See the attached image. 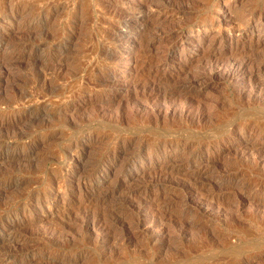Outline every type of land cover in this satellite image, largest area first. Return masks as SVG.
Instances as JSON below:
<instances>
[{
    "label": "rangeland",
    "instance_id": "rangeland-1",
    "mask_svg": "<svg viewBox=\"0 0 264 264\" xmlns=\"http://www.w3.org/2000/svg\"><path fill=\"white\" fill-rule=\"evenodd\" d=\"M262 67L264 0H0V264H264Z\"/></svg>",
    "mask_w": 264,
    "mask_h": 264
},
{
    "label": "bare ground",
    "instance_id": "bare-ground-1",
    "mask_svg": "<svg viewBox=\"0 0 264 264\" xmlns=\"http://www.w3.org/2000/svg\"><path fill=\"white\" fill-rule=\"evenodd\" d=\"M45 9V8H44ZM43 12H44V10H43ZM42 14V13H41ZM44 14V13H43ZM34 29H40V27L38 26L37 28H34ZM42 30V29H41ZM40 30V31H41ZM38 32V31H37ZM41 40V39H40ZM39 40V41H40ZM44 42V41H43ZM41 43V42H40ZM234 57V56H233ZM241 58V57H240ZM213 60H211V62H212ZM233 61V60H232ZM234 61H236V57L234 58ZM243 61V60H242ZM242 61H241V63H242ZM210 62V61H209ZM220 62V61H219ZM219 62H216V61H214L213 63H211L210 65V67H211V70H215L216 68H218L219 67V65H221V64H219ZM244 62V61H243ZM247 62H249V61H247ZM230 63H231V61H230ZM241 63H239V65H237V63H231L230 65H228L229 67L226 69V67H225V75H226V77H233L234 75H236V74H238V72H239V69H240V64ZM251 63V62H250ZM41 64V63H40ZM48 64V63H47ZM53 63H51L50 65H46L47 67H50L51 65H52ZM259 64V63H258ZM42 66H44V64H41ZM40 65V66H41ZM226 65V64H225ZM222 66V65H221ZM243 66V65H242ZM258 66H260V65H258ZM44 68V67H43ZM258 68V67H257ZM39 69H41V68H39ZM262 69H263V71H264V67H262ZM261 69V70H262ZM42 70V69H41ZM41 70H38V71H40V74H38V79H40V80H42L43 78H45V76H46V72H41ZM48 70H50V68L48 69ZM209 70H210V68H209ZM258 70H259V72H260V69L258 68V69H256V71L258 72ZM255 71V70H254ZM210 72V71H209ZM253 72V71H252ZM258 72V73H259ZM255 73V72H254ZM263 73V72H262ZM261 73V74H262ZM220 74V73H219ZM260 74V73H259ZM239 75V74H238ZM252 76V75H251ZM250 76V77H251ZM254 76V75H253ZM263 76V75H262ZM256 77V76H255ZM259 77V76H258ZM253 78V77H252ZM261 78V77H260ZM250 79V78H249ZM254 79V78H253ZM255 80V79H254ZM43 81V80H42ZM97 81L99 82V83H103V82H106L107 81V78H106V76L104 75H99V76H97ZM251 81V80H250ZM258 82H260V81H258ZM256 84H258L257 82H256ZM54 85V84H53ZM52 84H51V86L49 87L50 89H51V91L52 92H54L55 90L53 89L55 86H53ZM263 86V85H262ZM261 86V87H262ZM42 89V88H41ZM257 89H259V87L257 88ZM255 91V90H254ZM263 91V90H262ZM262 91H261V93H262ZM48 92V91H47ZM50 92V91H49ZM48 92V93H49ZM251 92V91H250ZM259 92V91H258ZM250 94V93H249ZM251 94H252V92H251ZM49 95V94H48ZM255 95V94H254ZM257 95V94H256ZM260 95V94H259ZM259 95H257L256 96V98L257 99H260L261 101H263L264 100V95H263V97H262V95L261 96H259ZM250 96V95H249ZM252 98H254V96L252 97ZM255 99V98H254ZM249 100V99H248ZM252 100V99H251ZM260 101V102H261ZM253 103H254V105H256V103H257V100H255V101H253ZM259 103V102H258ZM123 104V103H122ZM263 104H264V102H263ZM262 105V104H261ZM258 106H260V105H258ZM262 106H264V105H262ZM120 107V106H119ZM252 107H254L253 105H252ZM261 108V107H260ZM260 108H252V109H250L249 110V112H248V115L250 116L249 118H252V119H255V120H257V119H260V118H262L263 117V109H261L260 110ZM185 109V108H184ZM187 109V108H186ZM188 110V109H187ZM263 110V111H262ZM186 111V110H185ZM185 111H179V112H176V116H179V117H183V115H185L186 113H185ZM189 111V110H188ZM248 111V110H247ZM53 112H59V110L58 109H55L54 111L53 110H51V109H46V107L45 108H41V110H39L38 111V116H44V115H52V113ZM246 112V111H245ZM192 113V112H191ZM187 115V114H186ZM204 116V115H203ZM206 116V115H205ZM211 116V115H210ZM205 118V117H204ZM251 119V120H252ZM203 120H205V119H203ZM260 121V120H259ZM263 121H264V119H263ZM262 121V123H263V125L261 124V127L264 129V122ZM256 123H257V121H256ZM258 126V125H257ZM217 130H220V128L219 129H217ZM213 131V130H212ZM132 223V222H131ZM183 226V225H182ZM185 228H186V226H185ZM187 229V228H186ZM126 230V229H125ZM184 230V229H183ZM115 231V230H114ZM165 231V230H164ZM123 232H126V231H123ZM184 232V231H183ZM125 234V233H124Z\"/></svg>",
    "mask_w": 264,
    "mask_h": 264
}]
</instances>
